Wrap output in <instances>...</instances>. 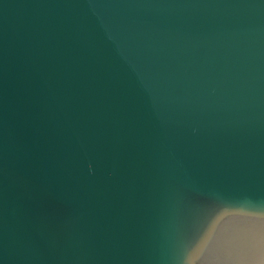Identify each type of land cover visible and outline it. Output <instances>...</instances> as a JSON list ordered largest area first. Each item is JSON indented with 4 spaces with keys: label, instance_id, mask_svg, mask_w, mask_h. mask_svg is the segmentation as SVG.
<instances>
[{
    "label": "water",
    "instance_id": "1",
    "mask_svg": "<svg viewBox=\"0 0 264 264\" xmlns=\"http://www.w3.org/2000/svg\"><path fill=\"white\" fill-rule=\"evenodd\" d=\"M0 264H264V0H0Z\"/></svg>",
    "mask_w": 264,
    "mask_h": 264
}]
</instances>
